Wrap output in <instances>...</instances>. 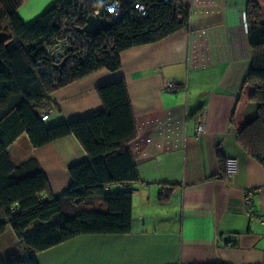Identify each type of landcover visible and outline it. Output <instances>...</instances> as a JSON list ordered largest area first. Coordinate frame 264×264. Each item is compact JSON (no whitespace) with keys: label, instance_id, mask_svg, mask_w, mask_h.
I'll use <instances>...</instances> for the list:
<instances>
[{"label":"crops","instance_id":"obj_1","mask_svg":"<svg viewBox=\"0 0 264 264\" xmlns=\"http://www.w3.org/2000/svg\"><path fill=\"white\" fill-rule=\"evenodd\" d=\"M20 1L16 14L27 27L58 0ZM251 1L264 22V0ZM179 2L188 10L186 27L121 52L114 72L99 69L52 92L54 111L47 122L55 125L101 111L97 88L124 81L136 129L126 148L138 180L131 184L128 234L81 235L35 253L36 264L264 263V166L236 137V126L257 115L256 104L241 110L237 105L251 65L247 0ZM170 81L176 92L165 89ZM8 153L15 167L37 161L53 196L69 189V168L88 160L72 135L40 148L22 135ZM228 157L238 161L230 178L223 173ZM11 255L24 252L7 227L0 256Z\"/></svg>","mask_w":264,"mask_h":264},{"label":"trees","instance_id":"obj_2","mask_svg":"<svg viewBox=\"0 0 264 264\" xmlns=\"http://www.w3.org/2000/svg\"><path fill=\"white\" fill-rule=\"evenodd\" d=\"M117 2L120 17L108 31L91 38L79 33L94 11ZM144 7L141 14L134 3ZM20 0H0V236L10 227L22 257L0 256V264H36L35 253L81 235H125L132 225L131 184L138 180L127 150L135 139L126 86L115 80L97 88L103 109L64 123L48 125L41 117L54 108V90L96 70L114 72L119 54L156 43L186 27L188 10L179 0H58L30 26L16 11ZM251 65L237 105H257L256 117L236 126L242 148L264 166V22L258 5H245ZM64 64L48 50L62 37H73ZM233 121V118H232ZM26 135L33 148L72 135L88 160L69 168L66 193H48L46 179L35 160L13 166L8 148ZM28 233L31 227H42Z\"/></svg>","mask_w":264,"mask_h":264},{"label":"built area","instance_id":"obj_3","mask_svg":"<svg viewBox=\"0 0 264 264\" xmlns=\"http://www.w3.org/2000/svg\"><path fill=\"white\" fill-rule=\"evenodd\" d=\"M134 8L141 14L145 13L144 7L138 4L137 2L134 3ZM103 10H104L103 13L99 11H94L92 15L90 16L105 17L111 23L115 22L120 17V6L117 2H111V3L105 4ZM91 37L93 36L89 35L88 38H91ZM75 38H76V35L73 37L70 36V39L67 36L62 37L61 40L57 44H55L51 49L48 50V54L51 56V58L53 59L55 63L59 64L62 62V64H64L65 60H63V58L65 59L66 50L71 46V43H74ZM177 88L178 87L173 81L167 82L165 85V89L168 92H176ZM53 111H54V108H51L46 113H44L41 117L42 121H46ZM196 131H197V134L200 135L203 132V125L198 124ZM237 170H238L237 159L231 158V157L225 158L224 167H223L224 175L230 178L237 173ZM252 195L253 193L251 194V192H248L246 193V197H245V207H246V211L248 212V214H250V205H251ZM260 264H264V263H260Z\"/></svg>","mask_w":264,"mask_h":264},{"label":"water","instance_id":"obj_4","mask_svg":"<svg viewBox=\"0 0 264 264\" xmlns=\"http://www.w3.org/2000/svg\"><path fill=\"white\" fill-rule=\"evenodd\" d=\"M111 28V22L105 17L89 16L82 28H77L76 31L88 35H98L102 32L108 31Z\"/></svg>","mask_w":264,"mask_h":264},{"label":"rangeland","instance_id":"obj_5","mask_svg":"<svg viewBox=\"0 0 264 264\" xmlns=\"http://www.w3.org/2000/svg\"><path fill=\"white\" fill-rule=\"evenodd\" d=\"M46 124H48L49 125V123L47 122Z\"/></svg>","mask_w":264,"mask_h":264}]
</instances>
